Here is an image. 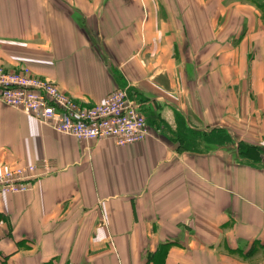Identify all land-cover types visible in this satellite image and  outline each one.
Returning a JSON list of instances; mask_svg holds the SVG:
<instances>
[{"label":"crops","instance_id":"0c3cea01","mask_svg":"<svg viewBox=\"0 0 264 264\" xmlns=\"http://www.w3.org/2000/svg\"><path fill=\"white\" fill-rule=\"evenodd\" d=\"M0 64L88 107L129 87L151 127L85 142L0 101V172L54 167L0 192V264H264V0H0Z\"/></svg>","mask_w":264,"mask_h":264},{"label":"built area","instance_id":"2783aa9c","mask_svg":"<svg viewBox=\"0 0 264 264\" xmlns=\"http://www.w3.org/2000/svg\"><path fill=\"white\" fill-rule=\"evenodd\" d=\"M0 101L42 125L85 142L110 138L123 146L151 135L142 103L131 96L129 87H119L100 103L88 107L28 67L10 71L0 64ZM53 171L47 159L6 169L0 172V192H27Z\"/></svg>","mask_w":264,"mask_h":264},{"label":"trees","instance_id":"16d2710c","mask_svg":"<svg viewBox=\"0 0 264 264\" xmlns=\"http://www.w3.org/2000/svg\"><path fill=\"white\" fill-rule=\"evenodd\" d=\"M199 137L200 133L194 130L181 129L179 134L180 147L187 150H196ZM204 140L214 144H225L230 141V136L225 130H217L206 134Z\"/></svg>","mask_w":264,"mask_h":264},{"label":"rangeland","instance_id":"374dc122","mask_svg":"<svg viewBox=\"0 0 264 264\" xmlns=\"http://www.w3.org/2000/svg\"><path fill=\"white\" fill-rule=\"evenodd\" d=\"M203 137H204V136H201V135H200V138H203Z\"/></svg>","mask_w":264,"mask_h":264}]
</instances>
